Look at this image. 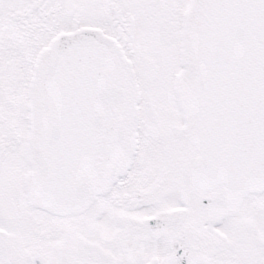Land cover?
I'll return each instance as SVG.
<instances>
[{
    "label": "snow or ice",
    "instance_id": "6c2138e0",
    "mask_svg": "<svg viewBox=\"0 0 264 264\" xmlns=\"http://www.w3.org/2000/svg\"><path fill=\"white\" fill-rule=\"evenodd\" d=\"M0 264H264V0H0Z\"/></svg>",
    "mask_w": 264,
    "mask_h": 264
}]
</instances>
